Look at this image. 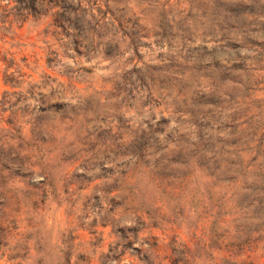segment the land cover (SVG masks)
Masks as SVG:
<instances>
[{
  "label": "rangeland",
  "instance_id": "374dc122",
  "mask_svg": "<svg viewBox=\"0 0 264 264\" xmlns=\"http://www.w3.org/2000/svg\"><path fill=\"white\" fill-rule=\"evenodd\" d=\"M0 264H264V0H0Z\"/></svg>",
  "mask_w": 264,
  "mask_h": 264
}]
</instances>
